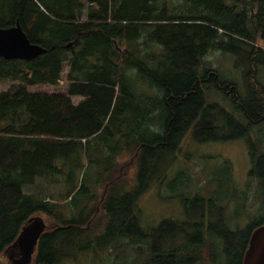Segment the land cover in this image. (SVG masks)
<instances>
[{"label": "trees", "instance_id": "trees-1", "mask_svg": "<svg viewBox=\"0 0 264 264\" xmlns=\"http://www.w3.org/2000/svg\"><path fill=\"white\" fill-rule=\"evenodd\" d=\"M16 24L45 51L29 60L0 57V82L14 81L0 91L4 264L5 250L36 215L48 222L33 264H58L90 250L116 257L124 237L137 245L148 240L141 264H216L222 253L242 264L264 210L233 230L223 213L204 207L213 198L197 195L181 199L184 220L166 218L145 231L136 202L151 178L165 179V163L171 153L177 157L188 132L200 142L230 140L264 121L257 69L264 62V0H0V27ZM212 47L246 56V96L206 65ZM64 62L65 94L28 88L58 85ZM210 86L246 121L208 104ZM70 96L81 99L73 103ZM251 156L264 200V153L252 149ZM131 163L137 171L130 176ZM37 178L63 184L64 192L49 200L25 192ZM90 183L100 185L98 193Z\"/></svg>", "mask_w": 264, "mask_h": 264}, {"label": "rangeland", "instance_id": "rangeland-1", "mask_svg": "<svg viewBox=\"0 0 264 264\" xmlns=\"http://www.w3.org/2000/svg\"><path fill=\"white\" fill-rule=\"evenodd\" d=\"M206 65L217 70L224 80H233L242 96H246V72L249 63L246 56L236 54L229 50L212 47L204 55ZM258 80L264 83V62L257 64ZM68 70L67 62L63 63L62 77L58 85H33L28 88L32 91L66 93L65 74ZM14 81L0 82V91L6 89ZM151 94V88L145 85ZM206 102L216 104L234 117L245 122L246 119L239 110L215 87L205 92ZM151 98L152 96L149 95ZM73 103H77L79 96H70ZM221 121L216 124L222 123ZM180 151L176 155L170 154L166 165L168 167L165 179L151 178L150 186L137 199L139 224L145 231L156 227L163 219L171 218L184 220L185 209L181 199L192 200L197 195L212 199L204 202V207L210 212L224 214L227 225L235 230L245 228L251 221L260 218L264 210L263 193L259 188V179L252 177L251 168L254 165L251 150L264 153V121L250 125L248 133L242 137L230 140L198 141L191 132L186 134L180 144ZM135 164L131 163L127 171L134 175L137 171ZM211 175V177H209ZM89 179L94 177V168L88 171ZM177 178V179H176ZM175 179L170 184L168 181ZM178 180V181H177ZM177 181V182H176ZM134 181L127 184L130 189ZM90 191L98 193L100 185L89 184ZM263 186V185H262ZM63 184H49L42 178L25 187V192H37L46 196V199L64 192ZM102 190V189H101ZM100 190V192H101ZM121 192V191H120ZM122 193V192H121ZM227 194L228 198H225ZM80 199L82 195L79 196ZM200 203H196L198 206ZM92 207V204H90ZM207 211V210H205ZM44 222H48L42 215ZM191 237H196V229H192ZM189 238L191 230L188 231ZM192 242L191 238L189 240ZM196 242V241H194ZM115 252L86 251L77 254L75 258H68L58 264H141L147 258L148 240L132 244L127 238L119 239ZM231 256L221 254L216 264H232ZM7 260V256H4ZM33 264V262H31Z\"/></svg>", "mask_w": 264, "mask_h": 264}, {"label": "water", "instance_id": "water-1", "mask_svg": "<svg viewBox=\"0 0 264 264\" xmlns=\"http://www.w3.org/2000/svg\"><path fill=\"white\" fill-rule=\"evenodd\" d=\"M44 51L42 47L28 40L19 24L0 27V57L29 60ZM44 229V220L39 215L30 218L23 225L15 241L5 250L11 264H31L39 236ZM0 264L3 263L0 261ZM242 264H264V222L252 230L243 253Z\"/></svg>", "mask_w": 264, "mask_h": 264}, {"label": "bare ground", "instance_id": "bare-ground-1", "mask_svg": "<svg viewBox=\"0 0 264 264\" xmlns=\"http://www.w3.org/2000/svg\"><path fill=\"white\" fill-rule=\"evenodd\" d=\"M36 216H37V215H36ZM33 217H34V216H33ZM31 218H32V217H31ZM44 223H45V222H44ZM45 226H46V223H45ZM4 256H6V255H5V252H4ZM0 261L4 264L3 260L0 259ZM7 263H8V264H11L10 260L7 259Z\"/></svg>", "mask_w": 264, "mask_h": 264}]
</instances>
